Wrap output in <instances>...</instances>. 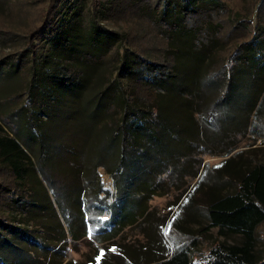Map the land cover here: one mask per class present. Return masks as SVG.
Returning a JSON list of instances; mask_svg holds the SVG:
<instances>
[{"label": "trees", "instance_id": "obj_1", "mask_svg": "<svg viewBox=\"0 0 264 264\" xmlns=\"http://www.w3.org/2000/svg\"><path fill=\"white\" fill-rule=\"evenodd\" d=\"M123 2L135 11L141 9L136 8L135 0ZM120 3L89 0L80 11L76 0H47L36 26L26 33L23 49L0 59L1 67L14 64L8 68L10 73H15L23 61L27 64L29 78L16 115L34 135L33 158L40 170L42 164L55 157L58 163L71 164L61 170L66 182L63 186H69L65 201L70 198V204H63L69 209L57 201L53 187L51 193L70 241L87 242V249L77 258L65 260L58 249H51L48 254L17 264H264V249L256 248L257 228L264 223V145L253 146L255 139L264 144V28L253 16L264 11V0H259L246 17L252 24L250 36L235 45L230 59L220 56L217 36L215 40L199 38L187 25L200 12L217 8L214 0L149 2L154 10L149 21L165 37L164 55L153 60L133 54L135 47L125 36H120L125 49L118 52L119 40L101 31L97 18H112ZM140 12L148 18L144 10ZM90 42L96 43L90 52L92 57H104L114 48L119 62L114 75L80 108L81 94L88 87L86 58ZM135 86L137 90L130 93ZM87 104L91 110H85ZM221 104L218 110L216 106ZM218 111L230 119L229 127H234L235 133H250L253 137L240 150L220 141L218 146L223 152L214 155L222 157L218 163L208 166L201 159V164L196 163L197 151L187 143L211 149L213 137L220 132L210 135L203 126L211 127ZM73 113L81 119L71 118L65 144L53 136L56 120ZM179 134L186 135L180 138ZM86 151L90 152L89 160ZM243 153L246 156H241ZM191 164L196 170L186 175L183 167ZM0 165L20 186L34 173L32 159L1 127ZM99 168L108 175L110 185L100 178ZM173 172L179 183L186 176L193 183L187 189L176 188L179 193L175 200L158 214L149 202L167 189L161 176ZM198 192L204 204H198ZM8 196L16 206L27 207L24 203H28L30 208L52 209L58 220L51 204L46 203L47 195L24 199L8 191ZM197 216L203 224L195 231L214 228L216 237H220L201 263H194L189 255L196 237L192 236L188 245L181 241V233L187 230L184 222H198ZM14 229L18 227L11 226L0 214V239L13 234ZM54 232L59 234L54 238L66 245L60 225ZM231 237L236 240L228 241ZM49 241L54 247L53 239ZM0 264H5L1 256Z\"/></svg>", "mask_w": 264, "mask_h": 264}, {"label": "rangeland", "instance_id": "obj_2", "mask_svg": "<svg viewBox=\"0 0 264 264\" xmlns=\"http://www.w3.org/2000/svg\"><path fill=\"white\" fill-rule=\"evenodd\" d=\"M46 1L47 0H0V59L8 54L23 49L26 44V33L36 26L37 22L39 21V13L42 8H44ZM88 1L89 0H76V4L79 5L78 9L81 11L80 8L87 6ZM112 1L113 3L121 1L117 11L121 10L122 12L118 13L117 11H114V14L111 12L113 14L112 18L105 19L103 16H101L100 18H97V22L102 28L101 31L104 34L113 37L115 40H119V45H117L118 52L124 51L125 49L123 47L124 45L122 38L120 39V36H125L135 47L133 54H136L140 58L153 60V58L156 56H163L164 52L162 49L165 46V37L162 38L159 30L149 21V16H152L154 11L149 5V2L152 0H135L138 5L136 8L141 6L140 10H144L148 15V18H146L143 13L140 12V10L135 11L132 7H129L128 4L127 7L124 6L125 2L123 1L126 0ZM214 2L217 4V8L214 10H206L204 14L203 12H200L199 14L195 15L196 17L192 22L189 20L190 23L187 25H191L189 29L192 28L196 30V32L193 34H198L199 38L204 39V36H208L214 39V37L217 36L218 38L214 40L216 41L217 48L221 47V49L218 51L220 56H222L224 59H230V56L232 57V52L235 45L239 41L247 39L250 36L252 24H249V22L246 20V17H250V14L254 11L255 5L259 2V0H214ZM253 16L256 17L259 25L263 26L264 28V11H258L256 16ZM160 28L163 29L161 26ZM95 46V42H90V45L87 46V53H89L87 54L86 58V64L88 66L86 68L88 87H86L81 94L80 108H82L83 103H87V97L91 98L92 95H94L95 89L104 85L108 81V77L114 75L119 62V56L117 55V52H115L114 48L112 49L111 54H106L104 57H92L90 52H92V49ZM26 66L27 64L23 61L18 66V71L16 70L15 73L9 72L10 67L13 68L14 64H9L7 67L0 66V116L2 117V120L0 118V127L4 132L14 136L17 139L20 147L24 149L26 154L30 157V159H32V163H34V173L25 179L22 186H20V184L17 182H14L12 174L4 165H0V186L3 187V189L0 188V214L5 216L11 226L18 227V230H12L14 232L13 234H8L6 237L4 236L2 239H0L4 240L0 243V256L4 260L5 264H17L19 261H25L31 257H36L39 255L42 256L45 252L48 254L50 252L49 250L51 249H58L59 254L64 256L65 260L71 256L77 258L79 255H81L82 251L87 249V242L84 239L72 243L68 238V234L65 232L66 228H64L65 224L63 222V218L59 212L56 200L51 193L52 189L50 187H53V191H57L58 193L56 196L57 201H60L62 206H64V202H69L70 204L69 197V201H65L67 199V196L65 195V189L67 190L69 186H63V183L66 182H63L62 180L64 177L61 170L65 163H58L55 160V157L52 158L50 162L42 164V170H40L39 164L36 163L35 159L33 158V154L35 153L33 150V144L35 143L32 141L34 140V135L31 134V132L25 127L26 125L24 124L21 116H19V114L16 115L17 113L15 111L21 104L24 97V85L29 78ZM77 66H79L78 63L76 67ZM123 74H120L122 77V84L124 81ZM125 83L126 82L124 81V84ZM134 90H137L136 86L129 90V92L132 93ZM158 90L160 91V89ZM240 92L241 90L239 89L236 91V96L239 100ZM58 102L59 101H57V106ZM222 105L224 104L216 106V108L221 110ZM86 106L85 110L87 108L91 110L92 106L89 104ZM11 113L14 114L12 117L10 116ZM80 116L81 115H78L77 113H73L72 116L66 115L64 118L56 120V128L53 132L54 138H59L60 142L65 143L64 139L66 135L70 134L68 130L69 127L72 125L73 120L80 122ZM192 116L194 118V114H192ZM84 120L85 119H83V122ZM211 123V127H207L206 125L203 126V123L202 126L205 127L207 133H210V135H216L217 133L219 134V132L220 135H218V137H213L214 140L211 144L210 150L204 148L202 149V147L194 145V143H187L190 145L188 146L189 148H193L197 151L195 153L199 160L197 159L196 163H198L200 159L202 163L206 162L208 166L218 163L222 157L214 155H219L223 152L220 151L221 148L218 146L220 141H226L228 145L236 146L238 150H240L243 149L241 148L242 145H245V142L253 137V135L250 133L244 135L239 132L235 133L236 131L234 130V127H229L230 119L225 117L223 111H218ZM96 124L100 126V122ZM96 124L93 125V128L94 126H97ZM185 135L179 134V137H185ZM253 143L254 147H261L264 145H261L259 139H255ZM86 153L88 155L87 160H89L90 152L86 151ZM241 156L244 157L246 154L243 153ZM69 166L71 167L70 163L65 165V167ZM193 169L196 170V166L191 164L190 166L183 167V172L187 175L190 172H193ZM217 169L218 168L215 170ZM69 173L71 174L72 171ZM98 174L100 175V178L103 180L104 184L110 185V179L108 178V175L105 174L104 169L99 168ZM173 174L174 175L164 174L161 176L163 186L167 189L164 190L162 195L154 196L149 202V206L155 207L156 213L158 214L164 212L165 209H167V205H170L171 202L175 200V195L179 193L176 191V188H178V190L182 188L187 189L193 183V181L190 180V177L188 176L185 177L184 182L182 181L179 183L178 178H173V176H175L177 173L173 172ZM44 178L50 179V182H47V180ZM186 182L189 183L186 184ZM60 184L61 186L59 187ZM8 191L19 193L25 197L24 199L30 198L29 195L38 197L43 194L47 195L46 197H48L47 199L49 202H44L48 203V206L49 203L51 204L53 210L55 211L53 212L55 213L58 220H56V218L51 213L52 209L43 210V208L36 209L32 207L31 209L28 203H24L27 205V207L16 206L15 203L12 204L8 199ZM198 193V204L200 202V204H204L202 195L200 192ZM66 209L68 210L69 208ZM71 213L72 209L70 211V214ZM199 218L200 217L197 216V219ZM202 224L203 222H200V219L198 222H184V226L187 230L183 232L188 235H185L183 232L181 233V241L187 245L192 236L196 237V244L189 248V255L194 263H201L204 260L205 254L209 247L215 241H217L218 238H220L216 237L214 228H211L206 232L195 231V229L202 226ZM58 225L61 226L63 233L66 235V245L62 242L63 240L59 242L56 240V238H54V236H59L57 232H54L55 229L58 230ZM181 234H178L179 239ZM257 235L258 241L256 243V248L257 250H262L264 249V223H261L258 226ZM49 238L53 239L51 244H55L54 247L49 246ZM227 240L235 241L236 237H231ZM47 246L48 250H44V248Z\"/></svg>", "mask_w": 264, "mask_h": 264}]
</instances>
